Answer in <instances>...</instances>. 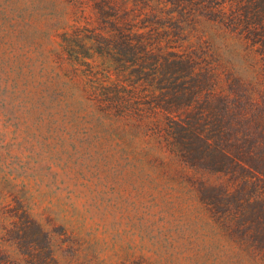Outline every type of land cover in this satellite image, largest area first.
I'll return each mask as SVG.
<instances>
[{
  "label": "trees",
  "instance_id": "obj_1",
  "mask_svg": "<svg viewBox=\"0 0 264 264\" xmlns=\"http://www.w3.org/2000/svg\"><path fill=\"white\" fill-rule=\"evenodd\" d=\"M9 1L18 25L25 3L47 15L46 61L100 139L164 178L222 176L192 188L226 207L237 264H264V0ZM21 227H0V264L13 263L4 237ZM37 234L44 249L32 242L18 262L59 264L48 233Z\"/></svg>",
  "mask_w": 264,
  "mask_h": 264
},
{
  "label": "rangeland",
  "instance_id": "obj_2",
  "mask_svg": "<svg viewBox=\"0 0 264 264\" xmlns=\"http://www.w3.org/2000/svg\"><path fill=\"white\" fill-rule=\"evenodd\" d=\"M9 3L0 0V227L30 226L4 237L12 264H22L32 242L44 249L38 226L59 264H237L220 223L226 207L192 188L222 176L193 170L183 180L164 178L157 165L100 139L46 61L45 12L25 3L21 26ZM54 5L60 13L63 5Z\"/></svg>",
  "mask_w": 264,
  "mask_h": 264
}]
</instances>
